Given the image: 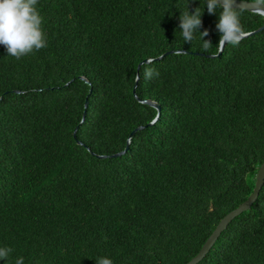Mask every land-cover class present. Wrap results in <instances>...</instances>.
I'll return each instance as SVG.
<instances>
[{
	"label": "trees",
	"instance_id": "obj_1",
	"mask_svg": "<svg viewBox=\"0 0 264 264\" xmlns=\"http://www.w3.org/2000/svg\"><path fill=\"white\" fill-rule=\"evenodd\" d=\"M198 7L207 51L178 27ZM37 9L46 48L16 59L0 45V247L13 249L0 264L186 263L264 161V29L207 58L222 9L206 0ZM263 21L241 14L248 33ZM149 67L159 76L145 80ZM146 100L160 110L150 126ZM139 126L122 155L94 157L122 151ZM197 264H264V180Z\"/></svg>",
	"mask_w": 264,
	"mask_h": 264
},
{
	"label": "clouds",
	"instance_id": "obj_2",
	"mask_svg": "<svg viewBox=\"0 0 264 264\" xmlns=\"http://www.w3.org/2000/svg\"><path fill=\"white\" fill-rule=\"evenodd\" d=\"M38 0H0V45L4 46L7 55L20 59L34 51L47 47V40L42 28L43 18L37 9ZM207 12L215 14L222 9L216 29L220 33L218 50L223 51L226 45L238 46L246 38V32L241 24V14L249 7L257 15H264V0H242L237 7V0H206ZM202 14L199 7L193 13L181 12L179 29L184 42H193L195 34L199 33L203 40V49L207 51L212 45L204 37L209 35L202 27ZM184 50L177 51V55ZM159 76L153 68L144 69L145 80H152ZM139 74L136 79L139 80ZM13 252L11 247H0V260L7 261ZM96 264H113L107 257H99ZM15 264H24V258L18 257Z\"/></svg>",
	"mask_w": 264,
	"mask_h": 264
},
{
	"label": "water",
	"instance_id": "obj_3",
	"mask_svg": "<svg viewBox=\"0 0 264 264\" xmlns=\"http://www.w3.org/2000/svg\"><path fill=\"white\" fill-rule=\"evenodd\" d=\"M241 2H242V0H237V7L238 8L240 7V3ZM245 11L246 12H250V13H254L251 10L250 7L247 10H245ZM260 16H262L263 20H264V15H260ZM263 29H264V21H263V24L260 27H258L257 29H255L252 32H249L247 37L251 36V35H253L255 33H258L260 31H262ZM169 53L170 52L163 53V54L159 55L158 57H156L154 59H145V60L142 61V63L138 64L137 68L139 67L140 64H147V63H150L152 61H158L161 58H163L165 55H168ZM220 53H221V51L217 50V53L214 56L213 55H206L205 57H207V58L218 57L220 55ZM198 55H201V54H198ZM79 79L82 80L83 82H86L81 77H79ZM14 93H18V92L14 91ZM132 93H133V91H132ZM141 103L152 107L155 110V112H156L155 118L150 123L147 124V126H150L159 116V112H160L159 106L156 103H154L152 101H149V100L141 101ZM85 107H86V103L83 104V109L84 110H85ZM83 117H84V111L82 113V119H83ZM141 129H142V127L139 126V127H136L135 129H133L130 132V134L128 136V139L126 141L125 148L122 151H120L119 153H115V154H112L110 156H98V155H95L94 157L96 159H105L107 157L108 158H114V157H118V156L122 155L125 152L126 148H127V144H128L129 138L133 135V133H135L136 131H139ZM76 144L79 145L80 143L76 141ZM263 180H264V161L258 166V168L256 170L253 188H252V191L249 194V196L242 203H240L233 210H231L230 212L225 214L218 221V223L215 225L214 229L211 231V233L208 235L206 240L203 242V244L201 245V247L199 248L197 253L184 264H197L207 254V252L212 247V245L214 244V242L216 241V239L218 238L220 233L223 230H225L226 226L231 222V220L233 218H235L236 216H238L239 214H241L242 212H245L246 210H248L250 208V206L255 202V200L257 198V195H258V192H259V190H260V188H261V186L263 184Z\"/></svg>",
	"mask_w": 264,
	"mask_h": 264
}]
</instances>
